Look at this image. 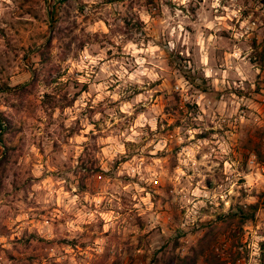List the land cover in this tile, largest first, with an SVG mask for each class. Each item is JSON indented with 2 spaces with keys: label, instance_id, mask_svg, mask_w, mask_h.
I'll list each match as a JSON object with an SVG mask.
<instances>
[{
  "label": "clouds",
  "instance_id": "obj_1",
  "mask_svg": "<svg viewBox=\"0 0 264 264\" xmlns=\"http://www.w3.org/2000/svg\"><path fill=\"white\" fill-rule=\"evenodd\" d=\"M261 53L264 0H0V264H264Z\"/></svg>",
  "mask_w": 264,
  "mask_h": 264
},
{
  "label": "rangeland",
  "instance_id": "obj_2",
  "mask_svg": "<svg viewBox=\"0 0 264 264\" xmlns=\"http://www.w3.org/2000/svg\"><path fill=\"white\" fill-rule=\"evenodd\" d=\"M261 58H264V53H261ZM264 145V134H259L256 137H254V147H258ZM227 257L225 258V261H227Z\"/></svg>",
  "mask_w": 264,
  "mask_h": 264
}]
</instances>
